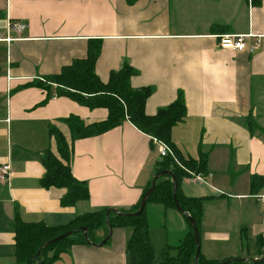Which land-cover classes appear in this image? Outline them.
<instances>
[{"label": "crops", "instance_id": "crops-1", "mask_svg": "<svg viewBox=\"0 0 264 264\" xmlns=\"http://www.w3.org/2000/svg\"><path fill=\"white\" fill-rule=\"evenodd\" d=\"M11 21L27 29L10 33ZM226 35H252L248 43L260 46L223 50L219 39ZM92 41L101 42L95 71L103 83L128 63L138 72L131 86L152 89L147 115L183 95L186 117L173 128L172 141L186 160L207 155L206 174L212 175L208 184L189 177L180 183L184 196L205 198L200 255L216 263L264 260L256 243L264 238V184L251 188L253 177L264 178V136H252L244 125L252 116L264 130V0H0V166L12 167L10 182L0 181V264H16V219L59 227L101 209L130 211L157 174L158 146L126 121L72 144V173L87 184L88 201L64 208L66 191L41 185L44 153H56L50 127L71 143L62 120L75 116L91 125L106 120L108 110L50 96L33 83L86 59ZM149 205L153 220L179 234L172 243L164 240L155 251L160 255L191 228L177 209L153 203L145 209ZM131 234L112 228L104 246L75 245L57 262L132 264ZM149 236L154 248L151 225ZM232 236L236 244L223 246Z\"/></svg>", "mask_w": 264, "mask_h": 264}, {"label": "trees", "instance_id": "trees-1", "mask_svg": "<svg viewBox=\"0 0 264 264\" xmlns=\"http://www.w3.org/2000/svg\"><path fill=\"white\" fill-rule=\"evenodd\" d=\"M126 1L129 5H133L138 0ZM100 54L101 42L92 41L89 43L86 59L77 60L70 66L63 68L61 73L46 76L43 80L33 83L34 86L47 91L50 96L55 94L57 97L68 98L91 110L98 108L108 110L106 120L91 125H86L75 116L62 120L70 130L71 143L58 129L53 126L50 127L49 135L56 145V153L50 149L44 153L41 162L46 172L41 179L42 187L47 190L52 188L65 190L66 193L60 201L64 208L74 207L79 202L88 201L90 193L87 184L78 181L72 173L74 156L72 144L78 140L102 135L121 126L126 121L130 122L140 132L150 136L152 144L154 140L167 144L172 149L179 164L185 169L206 174L207 155L202 154L199 161L186 160L172 141L173 128L182 123L186 117L183 95L180 93L175 102L159 110L154 116L147 115L146 102L152 94V89H134L131 86L130 80L138 75V72L128 63H125L120 70L112 71L109 81L103 83L95 71ZM244 125L252 136L255 135V132L264 136V130L252 116L244 120ZM179 164L171 157H165L157 164V174L170 171L173 173L176 183L168 175L161 176L157 180L147 204H160L166 208L176 209L173 197V188L176 185L177 197L182 209L195 220L199 228L204 215L205 198H191L182 194L180 183L188 178L189 174ZM261 184H264V178L253 177L251 180L252 191L255 192ZM149 188L145 190L144 194ZM140 203L141 201L130 211L119 210L118 213L110 214L108 220L106 216L108 209H101L77 216L70 224L59 227H48L36 223L28 224L16 219L14 222L16 264H52L59 260L61 255L68 253L75 245H98L109 235L107 221L112 228L132 229L127 244V251L132 264H156L158 261L159 264H194L196 243L189 221L187 220L191 228L189 234L178 246L167 247L158 256L150 241L149 224L145 218L146 209L138 216L121 215L137 212ZM81 228L87 229L88 240L80 230ZM68 232H73V234L56 244L43 247L46 243ZM101 232L103 236H99ZM256 243L261 256L264 258V238H257ZM50 252L54 253L53 258L48 257ZM198 263L223 264L207 261L202 255H200ZM229 264H264V260L254 263L235 261Z\"/></svg>", "mask_w": 264, "mask_h": 264}, {"label": "built area", "instance_id": "built-area-1", "mask_svg": "<svg viewBox=\"0 0 264 264\" xmlns=\"http://www.w3.org/2000/svg\"><path fill=\"white\" fill-rule=\"evenodd\" d=\"M26 29H27V25L21 21H11L8 25V31L10 33L21 34ZM251 37L252 35L222 36L219 39V47L223 50H231L235 52H244V51L252 52L253 50L257 49L260 46V42L258 41L255 44L250 45V43H248V40ZM11 40H13L11 37L7 39V41L9 42ZM154 143L158 146V152H159L160 158L163 159L165 157H171L174 159V161H176L177 164H179L172 149L167 144L159 142L157 140H154ZM180 166L184 168L182 165ZM184 170L188 172L190 180L200 183V184H208L209 180L212 178V175L192 172L185 168ZM11 174H12V167L10 164H3L0 166V181L9 183Z\"/></svg>", "mask_w": 264, "mask_h": 264}, {"label": "water", "instance_id": "water-1", "mask_svg": "<svg viewBox=\"0 0 264 264\" xmlns=\"http://www.w3.org/2000/svg\"><path fill=\"white\" fill-rule=\"evenodd\" d=\"M164 175H168L172 178V181L174 183H176V180H175V177L173 175L172 172L170 171H163V172H159L158 174H156V176L154 177V179L152 180V184H151V187L147 190V192L144 194L142 200H141V203H140V207H139V210L137 212H134V213H128V214H121V215H125V216H138V215H141L143 212H144V209L146 207V204H147V201H148V198L149 196L152 194V192L154 191L155 189V186H156V182L157 180L161 177V176H164ZM173 197H174V202H175V206H176V209L181 212L182 214H184L187 218V220L189 221L192 229H193V233H194V236H195V243H196V255H195V263L194 264H199V257H200V254H201V242H200V232H199V228L195 222V220L188 214H186L184 212V210L182 209L181 205H180V202L178 200V197H177V186L175 185L174 188H173ZM112 213H118V211L116 210H112V209H109L106 213V216H107V220L110 216V214ZM107 226L109 228V235L108 237L103 241L101 242L100 244L96 245L94 244L95 246H98V247H102L104 246L108 240L110 239V236H111V231H112V227L111 225L109 224V222L107 221ZM83 233H84V236L86 237V239L88 240V234H87V229L86 228H81L80 229ZM73 234V232H68L48 243H46L43 247H47L49 245H53V244H56L58 241L62 240V239H65L67 237H70L71 235ZM90 244H92L90 241H88ZM41 250L39 251V254H40ZM235 261H243V262H247V263H254L258 260H251L249 262V260L247 259H233V260H228L226 262H223V264H229V263H232V262H235Z\"/></svg>", "mask_w": 264, "mask_h": 264}, {"label": "rangeland", "instance_id": "rangeland-1", "mask_svg": "<svg viewBox=\"0 0 264 264\" xmlns=\"http://www.w3.org/2000/svg\"><path fill=\"white\" fill-rule=\"evenodd\" d=\"M152 215H154V213H152L150 211V205H149L146 209V212H145V216H146L145 218L149 224V232H150V225H151V233H152L154 249L156 252H159V250L162 248V246L165 245L164 244L165 239L170 240V243H172L174 241V238H176V234H177V236L179 234L173 225L171 227V231H170L169 226L168 227H162L160 221H156V220H153L151 218ZM236 241H237V238L232 236V241L226 245H223V246H225V247L228 246V248H231L236 244ZM179 244H180V242L177 245H179ZM245 253H246V250H245ZM53 256H54L53 252H50L48 255L49 258H53ZM52 264H62V261H60V262L55 261ZM156 264H159V261L156 262Z\"/></svg>", "mask_w": 264, "mask_h": 264}]
</instances>
